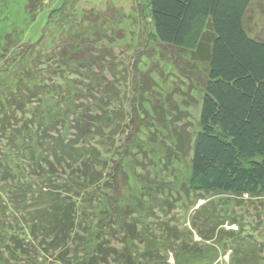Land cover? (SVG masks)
I'll return each instance as SVG.
<instances>
[{"label":"trees","instance_id":"1","mask_svg":"<svg viewBox=\"0 0 264 264\" xmlns=\"http://www.w3.org/2000/svg\"><path fill=\"white\" fill-rule=\"evenodd\" d=\"M44 4L0 0V183L8 184L9 199L0 196V264H42L38 248L57 252L62 264H103L108 258L113 264H157L167 251L178 252L165 229L136 230L115 211L119 200L111 202L107 194L112 182L102 181L113 177L104 171L114 167L101 150L117 135L159 138L161 147L189 157L184 191L193 198L232 195L244 202L264 196V41L246 27L253 0L137 3L139 20L150 29L143 40L141 32H132L138 35L135 49L131 34L133 55L143 57L125 97L104 75L120 39L112 33L119 28L116 10L78 13V0H62L48 7L37 41L19 48L29 29L21 23L36 21ZM10 145L26 160L21 178L6 162ZM91 189L109 201L107 208L103 204L108 230L102 233L95 230L100 219L87 221L78 205ZM216 204L207 199L198 208L209 213L192 220L201 241L193 244L215 243L230 252L228 264H264V245L245 235L244 219L229 220ZM111 235L122 239L119 251L111 247ZM150 236L153 243L141 252L130 248ZM32 253L36 258L29 262Z\"/></svg>","mask_w":264,"mask_h":264},{"label":"rangeland","instance_id":"2","mask_svg":"<svg viewBox=\"0 0 264 264\" xmlns=\"http://www.w3.org/2000/svg\"><path fill=\"white\" fill-rule=\"evenodd\" d=\"M78 1V13H82L84 8L86 10L96 8L95 11L99 10V12L103 13H107L110 8L116 10L117 23H119V28H123L124 30H118V28V31H112L113 36L120 39L117 40L115 49L112 51L115 60L107 66V70L104 69V75L107 80H109L108 82H111L114 90L119 93L120 96L125 97L130 95L132 93L129 89L131 82L130 77L133 72L137 73L136 70L138 69L134 67L135 63L143 57V55H133L134 51H132V48L135 49L136 45H138V35H136V32H141L142 36H139V39L143 40L147 30L150 29L148 26L149 24L145 25L144 19L139 20L143 11H141L142 8L137 6V3L140 4L142 0ZM47 2L48 7H50V5L55 7L62 3V0H46V3ZM253 2V8L248 13L246 19V27L252 32L253 37L264 41V0H253ZM48 7L47 4H44L42 12L38 14L36 21L31 23L30 20H24L23 23H21L25 28L29 29L25 33L26 43L20 44L19 48H24L28 43L33 44L37 41L41 33L40 24H42L43 20L47 18L45 15ZM261 12H263L262 15ZM108 17H110V15ZM139 22H142V26L144 25L143 29L137 28ZM202 26L203 23L201 24L200 29ZM106 32L112 34L109 33V29L106 30ZM119 32L121 34L124 33V35L120 36ZM132 32L136 34H133ZM131 34H133L132 38H134L132 48L130 45L132 41L130 38ZM152 46H154V44ZM142 49L145 50V47ZM19 51L16 54H20ZM147 52H149V50L143 51L145 54L144 56L147 55ZM179 62L182 65V60ZM102 65L103 66L101 67L106 66L105 61ZM19 67L20 66H17L16 68ZM98 69H100V67L95 68L94 74L99 72ZM113 73L115 76H113ZM80 81L83 82L84 78L82 80L80 79ZM195 107V104L191 106L188 111L189 114L194 113L192 109ZM190 120L193 125L196 123V119L191 118ZM117 136L114 138L112 146L107 144L103 149L101 148L103 157L107 159V166H111L112 168L116 167V169L113 168V170H103L104 174L110 172L111 176H113L112 178H108L107 176L105 179L102 178V181L110 180V182H112L113 194L111 192L107 193L111 196L110 201L114 202L113 199L119 200L118 208L110 207H112V209L117 208L115 211L119 213L121 217H125L129 220L128 222L132 223L136 230H146L148 232L153 231L152 233L155 231V233H157L158 230L165 229V236L170 235L176 238V240H173V242L169 244L178 245L180 247L178 248V252L175 253L174 256L170 251H167L162 256L161 263L157 264L229 263L228 257L230 252H223V249H219L215 243L211 241L206 242L204 243L205 246H197L193 244V242L201 243V241L192 229V220L196 219L198 221L203 218L205 213H209L205 210L201 213H197L198 208L207 203V199L217 202L216 208L219 209L223 213V216L229 220L230 218L234 219L241 216V219H244L245 235L249 236L248 238L250 240L254 239L258 242H262L264 245V196L251 201L244 198V202L240 200L236 201L235 197L232 195L206 196V198L195 196L193 198L192 195L189 193L187 194L184 191L189 176V157H185L181 153H176L174 150L170 151L165 147H161L159 138H156L154 141L149 136H144L142 139H138V137L134 135L126 138H123L124 136ZM121 138H123V140H121ZM25 145L26 143H24V146ZM17 147L22 148V143H18ZM18 148L10 145L5 149L4 153H7L5 155V157H7L6 162L14 169V172L17 174L16 178H21L23 174L20 175L19 172L24 173V175L26 174L23 172L26 160L21 155V152L17 153ZM105 148L110 150L107 152L105 151L107 150ZM122 152L125 153V155L121 156ZM29 156L30 154H28V157ZM112 156H114L115 159H112ZM1 157H3V155ZM110 159L114 161L109 163ZM63 177L64 174H61L57 180L62 181L61 179H63ZM7 190L8 184L0 183V196L8 201ZM100 193L101 192L97 189L87 191V193L82 196L86 202L82 203L79 200L78 205L81 207L80 209L86 211L87 221H93L95 218L100 219L95 230L99 228V232L102 233L103 231L108 230L105 229L106 225H108V221L104 218L105 212L103 210V204H105L107 208L109 201L105 197V193H102V195ZM99 196L101 198H99ZM101 199L103 200L101 201ZM6 203H8V205L10 204L9 202ZM241 210L244 211L243 215H241ZM228 222L230 223V221ZM229 223L225 220L222 227L226 229V226H230ZM90 226L91 224L88 229H90ZM109 238L111 247L116 248V250L119 251L122 246V239L120 236L117 237V235H111ZM151 238L153 239V237L150 236L148 239H142V241L136 239L131 244L130 248H137L138 252H141L146 245H151V243H153ZM194 246L202 248L203 252L196 253L195 250H193V253H191L189 248L194 249ZM0 248L2 250L4 249L2 247ZM262 248L264 250V246ZM28 250H30L29 247L26 248L27 252ZM35 254L36 253L30 254L27 261H34V258H36ZM40 255L41 258L39 263L62 264L56 259L57 252L50 251L49 253H46L38 248L37 256ZM4 256L7 257L6 253ZM135 257H139L138 254H136ZM66 260H68L67 257ZM111 260V258H108V262L106 261V263L103 264H113ZM21 261L24 262L23 259ZM71 263H73V260H71Z\"/></svg>","mask_w":264,"mask_h":264}]
</instances>
